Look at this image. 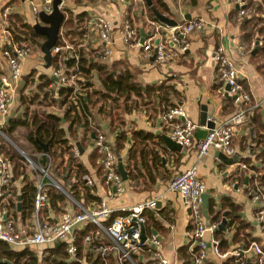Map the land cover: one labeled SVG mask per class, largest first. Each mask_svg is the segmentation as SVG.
Listing matches in <instances>:
<instances>
[{
  "label": "crops",
  "instance_id": "crops-1",
  "mask_svg": "<svg viewBox=\"0 0 264 264\" xmlns=\"http://www.w3.org/2000/svg\"><path fill=\"white\" fill-rule=\"evenodd\" d=\"M151 1L156 8L158 7L157 9L160 12L175 18L178 24L200 17L204 20V24L202 27L196 28L184 36L178 35V40L172 41L171 30L168 26L162 24L159 28V33L156 34L154 32L153 22L157 24L161 23L154 18L152 11H149L150 8L145 0H62L61 9L65 13V18L68 13L75 19L78 15L81 16L82 21L77 28L82 30V33L72 36L73 39H77L76 44H73V46L77 47L76 50L82 48L83 51L91 53L96 60L104 61L110 66H115L116 69L129 71L134 83L142 87L158 84L173 86L178 94L176 97L172 96V102L175 105L181 106L185 112V116L199 125H201L199 122L201 105H206L207 107V118L213 117L216 122L227 118L237 111L240 106L234 102L233 98H227L224 95L225 85H222L218 77L213 59V52L216 46L220 44L228 46L232 55L238 59L242 70L243 83L250 94V101L244 105L249 112V123L254 125L257 131L263 133L264 54H257L260 45L263 43V39L257 34L256 29H254L255 31L250 40L243 41V33L241 31L243 19L250 18L259 13L257 14L251 8V11L247 15L240 16L237 4L233 0H200L195 7L183 3V0ZM40 2L41 0H0V10L5 4H10V15L17 14L22 21L33 25L38 21V14L33 13L32 7L38 5ZM261 12L259 15L264 17L263 11ZM186 14L189 15V19L185 18ZM99 15L112 18L114 24L113 53L106 60L99 58V50L104 46V42L100 40L94 26L96 17ZM126 20L130 21L131 25L137 29L140 39L143 37L144 42L150 41L152 44L150 51H143L141 46H130L123 41L121 30ZM260 25L261 23L257 24V26ZM63 31L65 29L61 26L60 32L63 33ZM1 32L0 28V37ZM67 38L65 37L69 41ZM157 39L159 43L165 44L175 53L170 60L164 63H159L154 57V46ZM182 40L183 44L186 45V48L183 50L180 49ZM256 41H258L257 44ZM251 42L253 46H251ZM240 44L243 45L242 50L239 48ZM254 49L256 50L252 53ZM32 50V55L25 59L23 63L22 80L7 116L8 118L21 115L20 94L21 92L22 94H31L35 91L36 83L39 81L36 76H39L41 72L51 75L53 65L51 64L50 67L45 68L43 54L40 49L32 47ZM93 57H90L91 60ZM4 70V58L0 51V72ZM33 70L36 71V79L34 82H31V78L26 76ZM52 78L53 82L44 87V91L48 92L47 98L43 100V103L30 104V111L33 106H43L44 112L48 115L55 114L61 116L63 114L65 106L57 103L56 78ZM91 82L92 86L83 88V91L100 88L101 83L95 71L93 72ZM163 91L164 89H161L160 92L157 90L152 91L149 96L144 97H137L131 94V98L127 101L117 98V102H104L100 99L99 103L97 102L91 107L93 118H89L90 126L85 128L81 124V126L76 127L74 130L78 140L77 142L74 140L70 142L74 144L78 151V154L72 155L73 160L81 163L83 168L86 169L85 174L93 180L95 195H97L99 200L104 198L107 200L109 207L112 209V214L125 212L124 208L128 209L148 198L158 196L157 202L159 201L160 205L157 207V210L145 211L147 219L151 214L153 215L156 225L150 224L149 230L146 229V224L144 226L146 237L150 238L152 234H156L159 245L154 248L149 246V249H144L138 260L142 259L141 262H145L153 256L154 250H160L169 259L170 263L186 264L185 257L182 256L179 248L186 247V253H188L187 234L192 228L189 210L184 206L180 196L167 190L166 187L168 180L174 173L182 171L196 162V149L194 146H189L182 147L181 151H176L169 150L164 145L161 134H167V125L160 115L163 109L168 106H166L165 102L160 107L157 102V95H161ZM102 105L103 107L100 110L99 107ZM128 109L130 110L128 111ZM254 114L256 115V122L252 120ZM62 126L67 129V123L62 124ZM91 127L94 131H91ZM97 130L104 132L112 140L114 150L119 156L118 161H122L127 174L131 170V173L135 175L134 178H127L124 181L125 189L123 192H117L114 188L109 190L105 182L104 171L100 167L101 156L92 146L94 138L91 137V132H94L95 135ZM247 130V124L237 127L233 137L235 154L238 155V159L239 157L250 156L252 163L260 165V163H257L258 159L256 158L259 148L249 145L250 137ZM205 132L204 128L199 127L196 129L195 135L202 137ZM118 133H123L125 136L121 149L116 147ZM77 143L80 146H77ZM157 158H160L159 162L156 161ZM67 160L68 155L66 154L64 163L58 169V180L49 175L58 183V188L66 193L68 197L64 209L76 211L77 205L74 200H77L63 186L68 181L71 183L76 178L71 167L67 166ZM127 164H130V166L127 167ZM196 164L199 176L206 184L210 199L219 208L221 198L223 196L230 197L235 204L239 205L237 212L239 217L235 222L251 223L244 230V233L249 234L247 237L262 240L264 235L254 220L255 205L245 190L246 185H250L251 183L248 182L249 179L245 183L246 176L244 177V181L239 184L234 178L238 173H234L235 169L239 170L236 160L233 163L222 162L216 152L210 150L207 155L197 160ZM18 182H15L16 186H19L18 184L20 183ZM90 204L88 202L84 206H89ZM48 210L47 214L42 212L41 214L43 217L52 220L58 218L62 213H56L52 209ZM7 216L12 217L16 224L19 225L31 227L33 223V215L23 220L19 216L15 218L12 211L8 209ZM229 218L227 215V219ZM87 229L95 230V227L93 224H88ZM223 232L222 236L226 237L227 233ZM242 235L241 233L239 238L244 237ZM205 236L208 239L209 233H206ZM98 238L101 242L110 243V239L103 231L98 232ZM43 247H38L35 252H38ZM88 256L92 262L97 254L96 252H91L88 253ZM212 259V257H209L208 261ZM107 261V264H117L114 254H109ZM222 262L223 260H219V264H222ZM100 263V260L98 263L92 262V264Z\"/></svg>",
  "mask_w": 264,
  "mask_h": 264
},
{
  "label": "built area",
  "instance_id": "built-area-1",
  "mask_svg": "<svg viewBox=\"0 0 264 264\" xmlns=\"http://www.w3.org/2000/svg\"><path fill=\"white\" fill-rule=\"evenodd\" d=\"M52 1L41 0L38 5L32 7L33 13L50 12ZM233 2L238 6L240 16H245L251 11V8L244 7L245 0H233ZM254 2L261 6L264 13V0H254ZM59 6L62 7V2ZM10 13V4L4 6L0 12V28L2 30L0 51L5 65V70L0 72V241L15 248L28 247L33 251L41 246L49 247L54 241H65L68 260L76 261L78 264H92L88 256V253L91 252H96V257L101 261L100 264H107L109 254L115 255L117 264H176V262L170 263L160 250H154L153 256L145 262H141L142 259L138 260L144 249L159 245L156 234H152L150 238L146 237L145 241H141L140 238V227L147 222L145 211L157 210L158 196L148 198L128 209L124 208L125 212L114 216L105 198L92 202L89 206H84L74 200L77 210L67 209L54 220L42 216L41 210L49 205L45 190L46 185L53 184L59 187L58 183L48 173L50 156L45 151L38 153V155L43 154L49 158L46 167L35 163L4 132L7 116L22 80L23 63L33 53L30 45L15 43L9 36L6 27ZM153 24L154 32L159 33L162 23L153 22ZM203 24L204 20L200 17L175 26H168L171 30L172 41H177L178 35L184 36L192 30L202 27ZM94 26L100 40L104 42V46L99 50V58L106 60L113 53V20L110 17L99 15L96 17ZM121 36L123 41L130 46H141L143 51L152 49L150 41L140 42L137 29L128 20L123 23ZM251 46H253L252 42ZM185 48L186 45L183 44L182 40L180 49ZM239 48L242 50L243 45L240 44ZM76 49L77 47L65 38L62 44H55L51 49L52 57L57 58V64L52 67L51 72V76L56 78L55 89L71 85L74 95L81 94L83 88L77 83L75 74L66 72L62 60L77 59L78 50ZM174 55L175 53L165 44L158 42L154 46V57L159 63L170 60ZM213 59L222 85H229L228 93L234 96V102L240 105L238 110L218 122L213 117H208L207 120L215 122L211 128L188 119L183 108L179 105L165 108L160 115L167 125V135L182 147L194 146L197 160L207 155L210 150L216 153L222 152L227 156L235 154L233 137L240 125H248L249 145H253L258 137L257 128L249 123V112L244 106L250 101V94L243 83L238 59L232 55L230 48L223 44L216 46ZM199 127L206 130L202 137L195 135V131ZM5 141L11 143L25 158L27 168L35 179L36 193L31 227L16 224L12 217L6 215L7 209L2 207L4 202L13 198L12 165L4 149ZM92 146L101 156L100 162L109 190L114 188L117 192H123L125 189L124 180L118 171L119 156L114 150L112 140L104 132L97 130ZM74 153L78 154L76 147H74ZM197 160L182 171L174 173L168 180L166 187L167 190L178 194L184 206L189 210L192 228L187 234L189 258L186 264H219V260H223V264L228 259H232L234 264H247V262L249 264H264V238L258 240L252 237H241L232 240L238 223L231 222L230 218L225 230H223L227 236H219L216 231H221L217 229L221 219L211 220L209 213L208 217L203 214L201 195L207 191V188L204 180L199 176ZM236 162L239 170H244L248 179L253 178V182L250 185L247 184L245 190L255 205L254 220L264 235V189L257 182V176L260 173L239 159ZM252 164L256 165L255 163ZM82 178L88 185L93 184V180L87 174H84ZM88 224H93L95 230L86 231ZM100 231L106 233L110 239L109 244L99 240L98 232ZM223 231L221 232L224 233ZM206 233H209L208 239H206ZM222 238L229 241L225 248L221 247ZM209 257L213 259L208 261Z\"/></svg>",
  "mask_w": 264,
  "mask_h": 264
},
{
  "label": "trees",
  "instance_id": "trees-1",
  "mask_svg": "<svg viewBox=\"0 0 264 264\" xmlns=\"http://www.w3.org/2000/svg\"><path fill=\"white\" fill-rule=\"evenodd\" d=\"M199 1L200 0H183V3L188 4L191 7H195L198 5ZM244 7L252 8L253 11L257 12V14L262 13L261 6L256 4L253 0H245ZM149 11L151 12V9H149ZM259 14L243 19L241 22V31L243 33V41H249L255 31L254 29H256L257 34L263 39V43L260 45L257 54H264V17ZM80 17L81 16L78 15L75 19L68 13L61 25L65 31H63V33H59L56 44H62L64 38H67L68 34L69 36L67 39L69 42L76 44L77 39H73L72 36L80 35L82 33V30L77 28L79 23L82 21ZM258 23H261V25L257 26ZM6 28L13 42L19 44L26 42V44L32 46L33 48L40 49L44 36L35 32L32 24L22 21L17 14L9 15ZM90 57H93L91 53L89 54L83 51L82 48H79L77 59H63L62 63L66 72L76 75L77 83L82 88L92 86L91 79L93 77V72L95 71L101 83L100 88H93L90 91L86 89L85 91H82L81 94L78 93L74 95L73 87L71 85L58 87L57 103L65 106L63 114L61 116L49 114L47 115L48 120L41 119L34 111L29 110L30 104L43 103V100L47 98L48 93L47 91H44V87L53 82L51 75L41 72L39 76H36L39 81L36 83L35 91L31 94H22V92L20 94V106L22 107L21 115H15L8 118L4 127L5 134L15 143V145L22 149L35 163L43 167L47 166L49 158L43 154L35 155L34 153L37 152L38 154L44 152L41 143H47L48 149L45 152L51 159L48 166V173L55 180H58V169L64 163L65 155L67 154V166L71 167V170H73L76 178L71 181V183L68 181L63 186L70 195L83 205H87L88 202L92 203L98 201L99 198L95 195L94 183L92 185H88L82 178V175L86 173V169L83 168L81 163L73 160L72 155H76L73 152V147L75 146L70 141L74 140L77 142L78 140L74 130L76 127L81 126V124H83L85 128L90 126L89 118H93L91 107L97 103V99L99 98L104 102H117V98H122L123 101H127L131 98V94H134L137 97H144L149 96L152 91L157 90L160 92L161 89H164L161 95H157V102L160 107L161 104L165 102L166 106L171 107L175 106V103L172 102L171 99L176 97L178 94L174 87L170 85L158 84L154 86L142 87L141 85L134 83L132 75L129 71L116 69L115 66H110L104 61L96 60L94 57L91 60ZM56 64L57 58L52 57V65L55 66ZM35 74L36 71L33 70L31 73H28L26 77H30L31 82H34L36 79ZM101 107H103V105L99 107L100 110L102 109ZM129 110L130 109H128V111ZM255 117L256 115L254 114L252 116V120H254V122H256ZM64 123H67V129L62 126ZM263 127L264 126L262 125V128ZM91 131H94L92 127ZM20 137L23 139L24 143L20 141ZM124 140L125 136L123 133H118L116 139V147L118 149L123 147ZM80 141L82 140L80 139ZM253 147L259 148L256 158L258 159L260 165L252 164L250 156L239 157V161L246 163L260 173L257 176V182L264 189V132L260 133L258 131V137L255 140ZM94 150L96 151V149ZM6 155L9 157L12 165L13 198H9L6 202H4L2 207L7 210H11L15 218L19 216L24 220L33 215L34 196L36 193L35 179L31 174H29L30 170L27 168L25 158L14 147L10 146L9 149L6 150ZM156 161L159 162L160 158H157ZM129 166L130 164H127V167ZM235 172H238L234 177L235 181L238 184L242 183L244 181V177L246 176L244 170L239 171L235 169L234 173ZM128 175L129 179H132L135 176L131 173V170ZM16 181H19L18 183H20L21 186L20 184H18L19 186H16ZM248 182L252 183L253 178H249ZM45 190L49 206L43 208L41 212L47 214V211H49L48 209H52L56 213L63 212L65 210L64 207L66 201L68 200L66 193L53 184H47ZM18 196H20L19 200ZM18 201L20 202L19 210L16 206ZM224 210H227V215L231 218V222H235V220L238 219L239 215L237 212L239 210V205L235 204L230 197L223 196L221 198L219 208H216V204L212 199H210L208 213L211 220L221 219V215ZM114 215L116 214L114 213L113 216ZM155 221V218L151 214V216L147 219L146 229H150V224L155 226ZM250 225L251 223H244L242 221L238 222V225L235 228V233L232 236V240L239 239L241 233L244 234V237L249 236V234L244 233V230ZM85 230H88L87 227ZM216 234L222 236L221 231H216ZM228 244L229 241L227 239H221L222 248L227 247ZM179 251L182 253V256L185 257L186 263L189 258L188 253H186V247L179 248ZM0 258L10 260L12 264H78L76 261L68 260L65 241H54L49 247H43L39 249L38 252H35L28 247L15 248L6 242L0 241ZM98 261L99 259L97 257L92 260L93 263H98ZM0 264L8 263L0 261ZM223 264L234 263L232 259H228Z\"/></svg>",
  "mask_w": 264,
  "mask_h": 264
},
{
  "label": "water",
  "instance_id": "water-1",
  "mask_svg": "<svg viewBox=\"0 0 264 264\" xmlns=\"http://www.w3.org/2000/svg\"><path fill=\"white\" fill-rule=\"evenodd\" d=\"M147 5L150 7L154 18L166 25V26H175L178 24V21L173 18V17H169L168 15L160 12L153 4L151 0H145ZM62 2V0H53L52 1V9L50 12H44V11H39L38 12V21H36L32 26L35 30V32L41 34L44 36V40L42 41V44L40 46V51L43 54V59H44V67L48 68L51 66L52 64V54H51V49L55 46L58 37H59V33H60V29H61V25L63 23V20L65 18V13L64 11L61 9V7L59 6L60 3ZM238 8V6H237ZM186 19H189V15L186 14L185 16ZM141 42L144 41L143 37L140 39ZM158 39L156 40V44L158 43ZM258 43V41H256V44ZM256 49L253 50L252 53L255 52ZM225 89V93L224 95L227 98H234V96L229 95L228 91H229V85L225 84L224 86ZM199 122L201 125H204L208 128H211L214 126L215 122L214 121H210L207 120V107L206 105H201V111L199 114ZM91 137L94 138V132H91ZM161 138L164 142V145L166 146V148H168L169 150H176V151H181L182 150V146L175 142L173 139H171L167 134H161ZM43 150L47 151L48 146L47 143H41ZM77 146H80L79 143L76 144ZM218 158L225 163H233L235 160L238 159V155L237 154H233L232 156H227L225 154H223L222 152H218L216 153ZM118 171L122 176V179L125 181L128 178V174L127 171L125 170L122 161H118ZM245 183H247L248 177H245ZM20 199V196H18V200ZM201 199H202V212L203 214L208 217V205H209V201H210V194L209 192L205 191L202 193L201 195ZM160 205L159 201L157 202V207ZM17 209L19 210L20 207V202L18 201L16 203ZM221 220L218 224L217 229L218 230H225L226 225L229 223L228 219H227V211H223L222 215H221ZM155 232V231H153ZM140 238L141 241H145L146 240V234H145V227L144 225H141L140 227ZM0 261L6 262L8 264H12V262L8 259H1ZM247 264H249V262H247Z\"/></svg>",
  "mask_w": 264,
  "mask_h": 264
},
{
  "label": "rangeland",
  "instance_id": "rangeland-1",
  "mask_svg": "<svg viewBox=\"0 0 264 264\" xmlns=\"http://www.w3.org/2000/svg\"><path fill=\"white\" fill-rule=\"evenodd\" d=\"M99 99V98H98ZM98 99H97V102L99 103L101 100L99 99V101H98ZM103 101V100H102ZM44 107L43 106H33V107H31V110L32 111H34L37 115H38V117L39 118H41V119H45V120H48V114L47 113H45L44 112ZM20 141L22 142V143H24V141H23V139L20 137ZM13 142V141H12ZM5 143V150H8L9 149V147L10 146H12V147H14L11 143H9V142H7V141H5L4 142ZM15 144V143H14ZM15 148V147H14ZM74 148V147H73ZM16 149V148H15ZM17 150V149H16ZM22 150V149H21ZM18 151V150H17ZM19 152V151H18ZM24 152V151H23ZM20 153V152H19ZM25 153V152H24ZM21 154V153H20ZM26 154V153H25ZM35 155H38L37 154V152L36 153H34ZM28 156V155H27ZM30 158V157H29ZM31 159V158H30ZM54 160V159H53ZM216 208H218V205H216ZM224 233H222L221 235H223Z\"/></svg>",
  "mask_w": 264,
  "mask_h": 264
}]
</instances>
